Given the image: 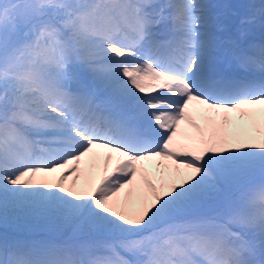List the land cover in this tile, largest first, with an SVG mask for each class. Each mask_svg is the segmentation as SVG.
I'll return each mask as SVG.
<instances>
[{
    "label": "snow or ice",
    "instance_id": "snow-or-ice-1",
    "mask_svg": "<svg viewBox=\"0 0 264 264\" xmlns=\"http://www.w3.org/2000/svg\"><path fill=\"white\" fill-rule=\"evenodd\" d=\"M0 0V264H264V0ZM126 253L132 258H126Z\"/></svg>",
    "mask_w": 264,
    "mask_h": 264
},
{
    "label": "trees",
    "instance_id": "trees-1",
    "mask_svg": "<svg viewBox=\"0 0 264 264\" xmlns=\"http://www.w3.org/2000/svg\"><path fill=\"white\" fill-rule=\"evenodd\" d=\"M45 234V237L62 241L67 232L58 225H49L34 221H9L6 226L0 225V234H6L9 238L19 239L21 241L34 240L33 236ZM130 258H132L130 256Z\"/></svg>",
    "mask_w": 264,
    "mask_h": 264
},
{
    "label": "rangeland",
    "instance_id": "rangeland-1",
    "mask_svg": "<svg viewBox=\"0 0 264 264\" xmlns=\"http://www.w3.org/2000/svg\"><path fill=\"white\" fill-rule=\"evenodd\" d=\"M212 1H211L212 3H215V0H212ZM221 2L223 3L224 0H222ZM249 3H250V1H246V0H231V4H229V5L228 4L227 5L225 4L226 7H224V8L226 9V11H228L227 13H229V15H230L229 17H230L231 20L229 19V17L228 18H224V16H221L222 19L224 20V23H226L227 21H229L231 23V25L234 24L235 22L236 23H239V18L242 16L241 13L239 12V10H241L239 8V6L242 9L246 10L245 9V6L247 4H249ZM231 15H233L234 17H232ZM33 238H34V240H37V241H39V240H51L50 238L45 237V234L44 233H41V235L39 234V235L33 236ZM52 240H54V239H52ZM121 255H125L126 258L131 259L130 258V255H128L126 253H121Z\"/></svg>",
    "mask_w": 264,
    "mask_h": 264
},
{
    "label": "bare ground",
    "instance_id": "bare-ground-1",
    "mask_svg": "<svg viewBox=\"0 0 264 264\" xmlns=\"http://www.w3.org/2000/svg\"><path fill=\"white\" fill-rule=\"evenodd\" d=\"M212 1V0H211ZM222 0H215V3L214 4H218V5H222V6H225V4L227 5H229V4H231V0H224V2L222 3L221 2ZM246 1H250V3H252L253 2V0H246ZM213 2V1H212ZM221 2V3H220ZM256 2H259V0H256ZM239 8L241 9L239 12L241 13V15L244 13V9H242L240 6H239ZM219 12L221 13V16H224V18H228L230 15H229V13H227L228 11H226V9L224 8V7H221L220 9H219ZM232 17H234L233 15H231ZM231 17V18H232ZM221 19H222V17H221ZM229 19H230V17H229ZM228 19V20H229ZM231 20V19H230ZM222 21L224 22V20L222 19ZM226 24H228V25H231V23L229 22V21H227L226 22ZM234 24H238V23H234ZM251 30H253V32H254V35L253 36H259L260 37V40H262V39H264V29H262L261 27H260V25H259V23H257L256 25H254L253 26V28L251 29ZM250 36H252V35H250L249 34V37Z\"/></svg>",
    "mask_w": 264,
    "mask_h": 264
}]
</instances>
